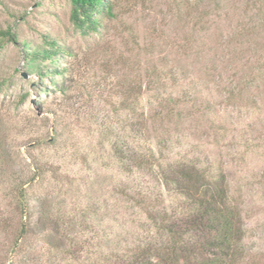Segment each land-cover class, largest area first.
Masks as SVG:
<instances>
[{"label":"rangeland","instance_id":"1","mask_svg":"<svg viewBox=\"0 0 264 264\" xmlns=\"http://www.w3.org/2000/svg\"><path fill=\"white\" fill-rule=\"evenodd\" d=\"M106 1L81 33L68 0H0V264H109L158 242L147 204L176 199L135 164L149 149L225 175L234 264H263L264 0Z\"/></svg>","mask_w":264,"mask_h":264},{"label":"trees","instance_id":"2","mask_svg":"<svg viewBox=\"0 0 264 264\" xmlns=\"http://www.w3.org/2000/svg\"><path fill=\"white\" fill-rule=\"evenodd\" d=\"M68 1L70 21L81 33L97 31L100 25L97 15L111 10L106 0ZM7 34L11 40L15 39ZM47 43L49 48H28L24 52L30 67L35 61L52 59L56 42ZM159 157L151 149L145 155L133 156L139 167L152 169L154 166V179L176 199L170 209L160 205L159 195H154L152 203L147 204L159 241L105 261L109 264H234L241 256L239 249L244 231L239 213L230 203L225 175L205 173L192 161L163 164ZM21 190L16 197L23 196ZM139 196L142 203L150 198L145 195L142 200L143 194ZM25 230L26 223L21 222L16 240Z\"/></svg>","mask_w":264,"mask_h":264}]
</instances>
